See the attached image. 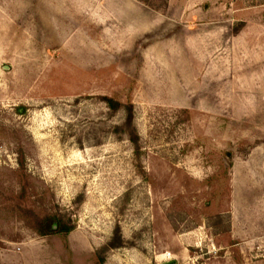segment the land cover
<instances>
[{"label": "rangeland", "instance_id": "374dc122", "mask_svg": "<svg viewBox=\"0 0 264 264\" xmlns=\"http://www.w3.org/2000/svg\"><path fill=\"white\" fill-rule=\"evenodd\" d=\"M115 225L102 264H264V0H0V264H96Z\"/></svg>", "mask_w": 264, "mask_h": 264}, {"label": "trees", "instance_id": "16d2710c", "mask_svg": "<svg viewBox=\"0 0 264 264\" xmlns=\"http://www.w3.org/2000/svg\"><path fill=\"white\" fill-rule=\"evenodd\" d=\"M142 1L153 9H160L165 7L167 4V0H162V3L159 5H153L146 0ZM234 29L235 31L237 30L236 28ZM100 99L105 103L106 107L110 111V114H114L121 110L124 112V122L120 128L122 130L124 129L126 134H128L129 140L135 145L138 140V135L134 126V112L132 103L130 101L122 102L114 97L106 95L100 96ZM36 228L37 233L41 236L60 235L65 237L71 232V230L74 228V225L64 221L61 217L56 215H48L37 219ZM126 244L127 242H125L123 239L119 226L115 225L109 240L95 251L96 264H102L104 262V255L109 249L121 248Z\"/></svg>", "mask_w": 264, "mask_h": 264}, {"label": "crops", "instance_id": "0c3cea01", "mask_svg": "<svg viewBox=\"0 0 264 264\" xmlns=\"http://www.w3.org/2000/svg\"><path fill=\"white\" fill-rule=\"evenodd\" d=\"M184 258H187L189 256V252L188 251H184L182 254H181Z\"/></svg>", "mask_w": 264, "mask_h": 264}, {"label": "built area", "instance_id": "2783aa9c", "mask_svg": "<svg viewBox=\"0 0 264 264\" xmlns=\"http://www.w3.org/2000/svg\"><path fill=\"white\" fill-rule=\"evenodd\" d=\"M260 251L264 252V250H263V249H260Z\"/></svg>", "mask_w": 264, "mask_h": 264}]
</instances>
